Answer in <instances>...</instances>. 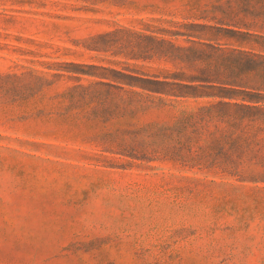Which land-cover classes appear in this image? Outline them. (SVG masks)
I'll return each instance as SVG.
<instances>
[{"label": "rangeland", "instance_id": "rangeland-1", "mask_svg": "<svg viewBox=\"0 0 264 264\" xmlns=\"http://www.w3.org/2000/svg\"><path fill=\"white\" fill-rule=\"evenodd\" d=\"M0 264H264V0H0Z\"/></svg>", "mask_w": 264, "mask_h": 264}]
</instances>
